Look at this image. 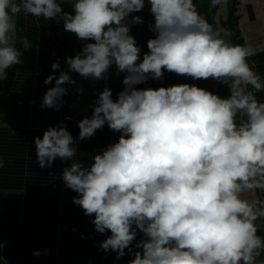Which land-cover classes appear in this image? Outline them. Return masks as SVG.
I'll return each mask as SVG.
<instances>
[{
  "label": "clouds",
  "instance_id": "9594fccd",
  "mask_svg": "<svg viewBox=\"0 0 264 264\" xmlns=\"http://www.w3.org/2000/svg\"><path fill=\"white\" fill-rule=\"evenodd\" d=\"M223 2L210 0V6ZM146 3L154 36L142 54L130 30L143 23L135 13ZM21 13L62 20L65 31L85 41L65 57L67 70L51 63L42 108L61 109L65 85L76 83L70 73L104 80L113 65L124 73L116 98L105 86L91 115L77 121V138L63 123L33 138L39 167L70 161L60 178L77 193L72 202L94 230L108 233L100 247L117 259L127 250V264H264L257 223L264 222V199L244 198L264 193V100L256 96L264 79L249 64L254 49L230 43L228 31L214 29L194 0H0V83L23 64ZM19 43L24 50L32 46L27 37ZM165 71L215 80L229 94L194 83L137 87L163 80ZM105 125L120 135L84 164L75 144Z\"/></svg>",
  "mask_w": 264,
  "mask_h": 264
},
{
  "label": "crops",
  "instance_id": "0c3cea01",
  "mask_svg": "<svg viewBox=\"0 0 264 264\" xmlns=\"http://www.w3.org/2000/svg\"><path fill=\"white\" fill-rule=\"evenodd\" d=\"M230 1L224 0L222 4L216 6V11L211 14V17L206 18L205 15L208 23L214 29L228 31ZM63 7L67 10L70 5L64 4ZM197 10L200 11L198 8ZM233 12L237 17L234 26V29L237 30L236 39L233 36L236 42H233L229 36L227 39L232 44L249 46L254 49V55L249 58V64L264 79V0H236ZM139 13H141L144 21L143 23L131 25L130 34L136 39L137 45L143 54L148 51L147 40L154 36V33L149 30L153 17L148 11L147 3L144 10ZM20 15L17 17V47L21 48L23 53L21 57L23 64L9 69L8 78L0 83V120H2L0 122V160L3 161V167H0V188L14 187L24 191L26 179H33L29 185L37 188L38 183L42 182L43 178H48L49 185L43 188H47L46 191L49 192L60 193L61 198H63L62 192H67V190L72 194H76L66 188L60 178L63 168L68 166L70 161H62L57 158L50 167H39L36 163L33 138L42 137L46 128L60 123H63L72 136L77 138L79 133L77 121L84 116L91 115L90 105L95 103L98 93L105 86L111 88L113 99L116 98V94L123 88L122 78L124 73H119L114 65L109 69L107 79L104 80L84 79L76 73H70L76 83L65 85L68 92L63 97L61 109L42 108V97L45 91L52 86V84L46 85L44 83V78L54 71L50 67L51 63L58 61L61 69L67 70L68 66L64 62L65 57L72 56L80 51L85 41L76 37L74 48L69 49V41L66 40V45L60 42L62 35L59 34L57 26L53 25L56 20H49L46 26L43 24L42 17L32 18L33 16H26L22 13ZM20 22H23V24L19 30L18 25ZM25 37L32 44L28 50L22 49L19 43ZM55 74L59 75V72L56 71ZM178 83H194L222 97L229 94L227 86L221 85L215 80H192L167 71L164 72L163 80L149 79L146 83L137 85V87H167ZM77 89H80V91ZM65 117H70V119H65ZM109 135L117 139L120 134L113 132L105 125L93 137L82 141L78 140L75 144L78 149L76 158L84 164L90 163L92 155L100 152L110 144V141L107 140V138H110ZM111 142H115V140ZM38 177L40 182H38ZM244 198L249 200L264 199V193L257 190L255 194L245 193ZM65 213L63 211L61 217H59L55 210L48 209L45 206L37 212L26 213L24 211L20 221L21 225L39 223L55 226L56 246L58 247L60 241L64 248L57 249L52 263L60 258V254H64L65 258L67 257V262L61 263L60 258L57 264H107L103 260V252L107 256L110 253L104 250L101 251L98 244L104 239L101 237L103 235L100 234L101 236H99L94 227H89V224H87L89 219L84 212L74 217H72V214L66 216ZM257 223L261 224L258 234L264 237V222L258 221ZM18 237L16 236V239ZM5 240L0 237V245H2L0 247V264H6L2 254ZM90 240L94 245H98L97 257L94 259H91L90 256ZM260 259H264V253L261 257H258V260ZM118 261L120 262L119 259Z\"/></svg>",
  "mask_w": 264,
  "mask_h": 264
},
{
  "label": "trees",
  "instance_id": "16d2710c",
  "mask_svg": "<svg viewBox=\"0 0 264 264\" xmlns=\"http://www.w3.org/2000/svg\"><path fill=\"white\" fill-rule=\"evenodd\" d=\"M194 3L200 10L198 12L204 17L206 15V18L211 17V14L216 11V7L210 6V0H194ZM235 5L236 0H231L229 2L230 9L228 18V32L229 37L233 42H236L234 38L236 39L235 34L237 33V30L234 29L237 19L233 12L235 9ZM66 11L70 12L71 6ZM135 15L141 16V13H135ZM20 17L22 16L20 15ZM42 21L44 22L43 24H45L46 26L48 25V21H45L44 19ZM22 24L23 22L19 23V30ZM53 25L57 26L59 34L62 35L60 42L66 45L67 40L69 41V49L74 48V45L76 44L75 34L67 32L63 29L62 20H56L55 24ZM256 96L257 99L264 100V92H258L256 93ZM64 111L66 110L64 109ZM96 132L99 133L100 130H97ZM108 137H110L107 138V140L110 141L109 143H113L111 142L112 140H117L116 138H113L112 135H109ZM30 181H33V179H26L24 191H22V189H16L14 187L0 188V237L1 239H6L5 245L2 249L4 260L6 261V264H57L60 258L61 263L67 262V257L65 258L64 254H62L63 256L60 254V258L57 259L56 262L52 263L54 253L57 252V249L59 248V250H61L64 248V245H62L60 241L58 247L56 246L57 242L55 239V226H52L51 224L39 223L21 225L20 217L24 211H26V213H30L32 211L37 212L39 210H42V208H44L45 206L48 209L50 208L52 210H55L59 217H61L63 211L66 212V216H70V214H72V217H74L83 212V210L79 206L73 204L72 202V196H76L77 193L72 194V192H69V190H67V192H62L63 198H61L60 193L49 192L46 191L47 188H43L48 187V178H43L42 182H40V178L38 177V182L40 183H38L37 188L29 185ZM62 206L63 208H61ZM88 219L89 221L87 222V224H89V227H94L90 222L91 218L88 217ZM97 234L101 236L100 233L97 232ZM107 234L108 233L102 234L103 236L101 237L105 239V236ZM16 236L18 237L17 239ZM90 242V256L92 257L91 259H94L95 257H97L96 250L98 245H94L92 243V240H90ZM98 244L100 247V242ZM60 245L62 248L60 247ZM45 249L48 250V254H44ZM100 249L101 251L103 250L101 247ZM35 250L40 251L41 255H33V252ZM108 253L110 254L107 256L103 252V260L107 264H120L115 252L108 251ZM124 259L126 263L129 259H131V255L127 254V250Z\"/></svg>",
  "mask_w": 264,
  "mask_h": 264
},
{
  "label": "rangeland",
  "instance_id": "374dc122",
  "mask_svg": "<svg viewBox=\"0 0 264 264\" xmlns=\"http://www.w3.org/2000/svg\"><path fill=\"white\" fill-rule=\"evenodd\" d=\"M40 22H42V21L40 20ZM119 260H120L121 264H127V263L125 262V259H124V257H122V258H119Z\"/></svg>",
  "mask_w": 264,
  "mask_h": 264
},
{
  "label": "built area",
  "instance_id": "2783aa9c",
  "mask_svg": "<svg viewBox=\"0 0 264 264\" xmlns=\"http://www.w3.org/2000/svg\"><path fill=\"white\" fill-rule=\"evenodd\" d=\"M137 238H138V239H141V238H142V234L138 232V234H137Z\"/></svg>",
  "mask_w": 264,
  "mask_h": 264
}]
</instances>
